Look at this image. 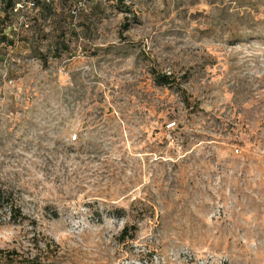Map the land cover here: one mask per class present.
<instances>
[{
	"label": "rangeland",
	"instance_id": "1",
	"mask_svg": "<svg viewBox=\"0 0 264 264\" xmlns=\"http://www.w3.org/2000/svg\"><path fill=\"white\" fill-rule=\"evenodd\" d=\"M36 2L0 43V264H264V0Z\"/></svg>",
	"mask_w": 264,
	"mask_h": 264
},
{
	"label": "trees",
	"instance_id": "2",
	"mask_svg": "<svg viewBox=\"0 0 264 264\" xmlns=\"http://www.w3.org/2000/svg\"><path fill=\"white\" fill-rule=\"evenodd\" d=\"M18 1L19 0H0V43L2 44H15V41L8 39L6 31L8 28L12 27L11 21L17 16L14 12V8ZM119 1L120 3H123L125 0ZM39 3L43 5L45 2ZM36 4H38V2H36ZM155 82L159 86H171L174 81L169 75H161L156 77ZM2 211L7 212L8 218L13 222L24 219L23 212L16 202L13 190L0 184V212ZM136 229L137 227L135 225H127L121 231L118 240L124 242L129 232H135ZM47 247L48 246L41 249L40 252L34 255H32L31 252L24 253L23 257L22 254H19L15 250L8 252L9 257L6 264H46L45 261L48 259L44 257L43 252L47 253Z\"/></svg>",
	"mask_w": 264,
	"mask_h": 264
},
{
	"label": "built area",
	"instance_id": "3",
	"mask_svg": "<svg viewBox=\"0 0 264 264\" xmlns=\"http://www.w3.org/2000/svg\"><path fill=\"white\" fill-rule=\"evenodd\" d=\"M41 1L45 3H50L53 0H41ZM35 4H36V0H19L15 5L14 12L20 13L21 10L24 9V6L31 8V7H35ZM74 139H76V135L74 136Z\"/></svg>",
	"mask_w": 264,
	"mask_h": 264
}]
</instances>
